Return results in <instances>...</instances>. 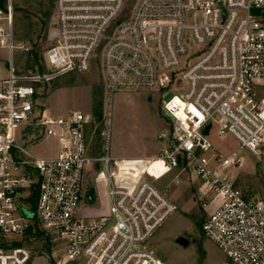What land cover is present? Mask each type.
Wrapping results in <instances>:
<instances>
[{
    "label": "built area",
    "instance_id": "built-area-1",
    "mask_svg": "<svg viewBox=\"0 0 264 264\" xmlns=\"http://www.w3.org/2000/svg\"><path fill=\"white\" fill-rule=\"evenodd\" d=\"M126 2L57 0V35L44 54L62 72L100 64L105 121L82 110L54 115L40 104L33 82L44 77L24 80L12 67L16 49L30 43H17L12 0L0 7V51L11 65L0 82V264H47L21 244L36 240L38 229L61 243L58 264H153L146 242L177 209L172 184L162 182L174 172L196 189L203 234L229 264H264V199L233 173L243 157L223 153L211 138L213 129L234 138L264 167V0H137L129 12ZM120 90L171 93L163 103L170 121L157 136L163 147L133 189L111 171L125 163L110 154V105ZM103 122L105 154L97 155L89 134ZM44 137L56 154L30 150ZM100 164L106 207L88 196Z\"/></svg>",
    "mask_w": 264,
    "mask_h": 264
},
{
    "label": "rangeland",
    "instance_id": "rangeland-1",
    "mask_svg": "<svg viewBox=\"0 0 264 264\" xmlns=\"http://www.w3.org/2000/svg\"><path fill=\"white\" fill-rule=\"evenodd\" d=\"M56 1L12 0L17 43H30V49H16L14 52V75L25 78L24 80L44 77L33 83L39 91L40 104L54 115L82 110L85 113L99 114L105 121L108 117L109 102L100 64H94L86 73L62 72L46 65V48L55 41L57 35ZM136 1L127 0L128 12ZM2 3L4 2H0V5ZM10 68L7 52L0 51V78L8 76ZM2 80L0 79V82ZM169 98L171 93L163 95L159 91L120 90L113 95L110 105V154L116 159H124L125 162L122 167L115 163L111 166L114 181L118 185L135 188L148 161L146 157L159 155L163 144L157 136L167 128L166 124L170 121L163 111L164 100ZM103 125L104 122L98 130L89 134L93 154H105L100 135ZM211 138L223 153L236 152L243 157L242 165L233 169V173H236L246 192L253 197L264 199V167L247 150L241 148L234 138L220 139L215 129L211 132ZM21 142L23 143L22 140ZM30 150L39 156H52L56 154L57 146L54 140L44 137L32 144ZM99 168L100 176H95L97 180L93 181L88 196L96 201L97 207L100 203H104L106 207L109 180L104 166L100 164ZM177 179L178 183L175 182ZM162 182L172 184L170 197L176 203L177 209L161 223L146 242L147 248L158 258L156 264H229L226 254L203 234V211L192 201L196 189L186 174L174 172ZM181 237L188 239L189 244L178 242ZM21 244L31 248L34 256H43V261L47 264H58L61 260L62 245L58 238L51 237L49 243L43 238H37Z\"/></svg>",
    "mask_w": 264,
    "mask_h": 264
},
{
    "label": "trees",
    "instance_id": "trees-1",
    "mask_svg": "<svg viewBox=\"0 0 264 264\" xmlns=\"http://www.w3.org/2000/svg\"><path fill=\"white\" fill-rule=\"evenodd\" d=\"M0 2H4V3H2V5H0V7H5L7 0H0ZM37 238H39V239L43 238V239L47 240V243L50 242V236L45 235V233L39 229L37 230Z\"/></svg>",
    "mask_w": 264,
    "mask_h": 264
},
{
    "label": "water",
    "instance_id": "water-1",
    "mask_svg": "<svg viewBox=\"0 0 264 264\" xmlns=\"http://www.w3.org/2000/svg\"><path fill=\"white\" fill-rule=\"evenodd\" d=\"M209 127H210V126H208V128L205 130V133L208 132ZM26 215L29 216V217H31V218L35 217V213L32 212V211H27V212H26ZM178 242H180V243L183 244V245H188V244H189V240L186 239V238H184V237L179 238V239H178Z\"/></svg>",
    "mask_w": 264,
    "mask_h": 264
},
{
    "label": "crops",
    "instance_id": "crops-1",
    "mask_svg": "<svg viewBox=\"0 0 264 264\" xmlns=\"http://www.w3.org/2000/svg\"><path fill=\"white\" fill-rule=\"evenodd\" d=\"M9 74H10V70H9ZM9 74H8V76H9ZM8 76H3V77H1L0 79H4V78H6V77H8ZM157 156V155H156ZM150 157H155V156H148V157H146V158H150Z\"/></svg>",
    "mask_w": 264,
    "mask_h": 264
},
{
    "label": "bare ground",
    "instance_id": "bare-ground-1",
    "mask_svg": "<svg viewBox=\"0 0 264 264\" xmlns=\"http://www.w3.org/2000/svg\"><path fill=\"white\" fill-rule=\"evenodd\" d=\"M157 164H158V162L155 163V165H157ZM155 165H154V166H155ZM152 168H153V167H152ZM151 170H153V169H151ZM157 262H158V258L155 259V262H154L153 264H156Z\"/></svg>",
    "mask_w": 264,
    "mask_h": 264
}]
</instances>
